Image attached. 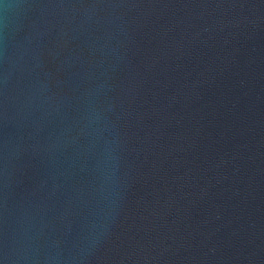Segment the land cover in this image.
I'll return each mask as SVG.
<instances>
[{"label": "water", "instance_id": "water-1", "mask_svg": "<svg viewBox=\"0 0 264 264\" xmlns=\"http://www.w3.org/2000/svg\"><path fill=\"white\" fill-rule=\"evenodd\" d=\"M0 264H264V0H0Z\"/></svg>", "mask_w": 264, "mask_h": 264}]
</instances>
